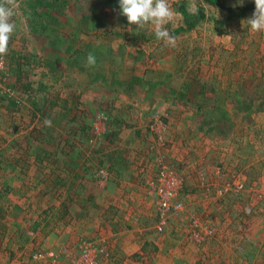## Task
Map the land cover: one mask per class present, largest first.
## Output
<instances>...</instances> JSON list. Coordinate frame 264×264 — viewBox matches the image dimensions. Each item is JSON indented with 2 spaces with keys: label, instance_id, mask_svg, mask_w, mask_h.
Listing matches in <instances>:
<instances>
[{
  "label": "rangeland",
  "instance_id": "374dc122",
  "mask_svg": "<svg viewBox=\"0 0 264 264\" xmlns=\"http://www.w3.org/2000/svg\"><path fill=\"white\" fill-rule=\"evenodd\" d=\"M71 1H76L77 11L68 13L74 17L94 12L109 22L92 41L101 49L111 48L95 66L84 63L83 74L76 65L65 66L52 51L50 38L31 35L20 10L13 17L16 30L8 54L0 63V95L17 101L14 114L0 101V188L4 182L13 184L6 200L0 198L5 211L0 217V264H264V32L253 33L246 24L254 11L234 15L229 29H218L225 11L196 0L205 19L174 36V47L158 41L151 25L138 30L148 40L132 45L124 32L136 33V26L129 31L127 22L113 20L120 13L118 0ZM225 1L238 13L241 0ZM169 3L178 13L166 25L170 33L181 20L178 6L189 9L190 0ZM64 27L59 29L68 37ZM88 40L78 36L72 43L77 48ZM132 49L142 53L136 61L129 57ZM24 55L31 63L19 70L27 73L13 71ZM141 58L145 64L135 66ZM113 69L121 80H129L132 73L144 79L152 74V80L163 83L153 89L136 83L124 90L112 80ZM197 80L206 82L208 102L198 107L200 95L184 103L175 98L184 82L200 90L193 83ZM14 82L15 89L10 86ZM22 83L30 84L36 98H54L57 104L79 96L81 108L88 110L94 136L89 149L83 144L78 148L89 164L104 172L70 200L67 188L77 190L76 181L67 179L56 196L43 191L44 184L35 178V160H24L13 144L16 139L24 142L29 129L41 123L29 113L31 93ZM216 96L229 120L226 125L224 119L219 122L224 132L214 121L221 117L213 112ZM111 118L124 121L117 125L119 138L107 144ZM13 127L18 132L10 134ZM94 146L96 153L91 151ZM121 159L122 172H117L111 162ZM120 183L131 188L121 192ZM48 204L51 219L33 229ZM62 204L68 207L64 216L59 212ZM132 222L135 226L129 227ZM130 230L137 235L122 253L117 243Z\"/></svg>",
  "mask_w": 264,
  "mask_h": 264
},
{
  "label": "trees",
  "instance_id": "16d2710c",
  "mask_svg": "<svg viewBox=\"0 0 264 264\" xmlns=\"http://www.w3.org/2000/svg\"><path fill=\"white\" fill-rule=\"evenodd\" d=\"M203 1L207 5L217 7L222 11H225L226 15L224 20L217 21L219 25H222L220 27H217L218 29H229L230 18L234 17V15H237L238 17L244 16L243 14L247 10L254 11L255 9L253 0H249L244 4H239L238 6L240 10L238 11V13H235V8L228 4L225 0ZM18 2L20 4L19 10L26 18L31 35H34L35 37L50 38L49 44L52 46V51L56 50V52L60 54L56 58L64 60L65 66H68V63H70V66L68 67L76 65V68H78L79 71L83 74L85 72L83 64L85 63L86 57L89 53L95 55L97 64L100 60V56L103 53H107L105 52V50L111 49L109 46L105 50L101 49L102 45L101 47L99 45H97L98 47H96L92 42L95 40L94 38L97 31L99 29L105 28L109 22L104 21L100 17H97L94 12H91V14L87 15L76 13V16L74 17L71 13H68V11L71 9H73L75 12L77 11L75 8L76 1L18 0ZM178 11L181 14V20L177 27L170 30V34L173 37L179 34L190 32V30L193 29L197 24H199L201 20L205 19V14L202 7H198V11L192 12L186 7L185 4H181L178 6ZM116 14L118 15V18H116L117 15L116 17H114V23H116V20L118 19L120 23L127 22V19L119 12H117ZM60 26H65L63 32H67L68 37L62 35V29H59ZM104 33H106V31ZM128 33L129 32H124V35L126 37H129L126 39L132 41V45H135L134 43H136L137 41L148 40V38L142 31H138L136 33L130 32L129 34L131 35H127ZM78 36H80L81 38L83 36L86 38L88 37L89 40L80 47L75 48L72 40L76 39V37ZM105 38L106 37H103V39ZM82 46L83 48L81 49ZM140 54L142 53L138 50H133L131 53H129V57H132L133 60L136 61V56ZM19 59L22 60V63L19 61ZM145 61L146 60L144 58H141L138 62H136L135 66L144 65ZM29 63H31V59H29V57H26L25 55L19 56L17 69L15 68L13 69V71H16L17 73H27V69L23 72V68L19 70V66L22 64L29 65ZM47 63L50 62H48L47 60ZM135 66H131L133 71L136 70ZM146 71L147 69H145V73ZM112 76V80L115 83L117 82L121 86H124V90L128 89L127 87H130L136 83L142 84L143 87L145 85V89H153L155 87H158L159 84L163 83L158 82V80H152L151 78H154V75L152 76V74L144 79L142 75L138 76L136 73H132L130 75V78H128L129 80L125 81L118 79L116 71L113 69ZM102 79L105 80L104 75L102 76ZM193 83H195L198 87L200 86V90L197 89L196 86L184 82L179 87L175 98L183 100L184 103L188 101L189 98L200 95L201 102L199 100L200 103L198 104V107H201L204 103L208 102L203 92L206 89L207 84L205 81L199 80ZM10 86L15 89L17 86V82L10 84ZM22 86L24 87V89H26V91L31 93V98L28 99L31 106V109L29 110L31 117H35L36 115H38V120L41 123L39 125H33L31 129H29L27 135L24 136V142H19L16 139V143L14 142L13 144L18 145V151L21 153V156L22 158H24V160L29 159L30 156H32L35 160V178L38 182L44 184L43 191H51V193L56 196L58 195L60 186L68 184L67 179L76 181L77 190H75L72 185H69L70 187L67 188L70 200L77 191H80L78 188H85L88 185L92 184L96 179L95 175H98L99 172L96 166L93 167L91 164H89V158H86L82 150L78 148L79 144H83L85 146L84 149H89L90 145L87 144L89 141H92L94 136V131L87 121L88 110H86L85 108L83 109V107L81 108V103L79 102V100H77L79 99V96H76L75 100H73L71 103L68 99L65 98L63 99V102L61 104H57L55 102L58 101L54 100V98L51 100H48L44 97L36 98V95L34 96L36 91L30 92L31 87L29 83H22ZM208 86L212 87L209 84ZM46 88L47 87L45 85L40 84L41 90H46ZM236 96H239V94L236 93ZM218 100H220L218 96L214 97L215 102L213 106H215V108L213 112H216L221 116L216 117V120H214L217 124L216 127L219 128L220 120L224 119L225 125V122L229 120L227 117V112L221 109V105H219ZM0 101L2 102V105H4V102L8 103V111H11L12 114L16 112L17 101L14 98L4 100V97L0 95ZM249 101L251 102L252 99H249ZM55 105H59L60 107L55 110ZM113 119L115 120H112V118L110 119L112 123L108 124V132L104 136L106 138L105 141L108 142L107 144H111L116 138H119L121 127H117V125L121 124L124 121L120 118ZM207 119L209 121V118ZM45 120L51 121V125L46 126ZM212 120L210 119V122H212ZM17 128L18 127H13V131L10 134L18 132ZM225 130L226 129L221 126L219 131L224 132ZM92 149L94 150L91 151L96 153L97 150L95 146ZM123 161L124 159H121L120 161H113L111 162L113 165H111V167L116 169V171H121L120 167L117 166V164L119 165L120 162ZM64 173L67 178L64 177ZM12 189V183L4 182V184L0 188V198L6 200L5 195L7 193H11ZM70 189L74 190L71 192ZM25 194V192L22 193V195ZM60 207L61 208L59 212L61 213V216H64L68 212V207L65 204H62ZM50 209V204H48L46 208H42V211H40L38 214L39 218L35 220L32 226L33 229L38 228L39 222L41 220L46 221L48 218L51 219L52 212H50ZM4 214L5 211L0 209V217H3Z\"/></svg>",
  "mask_w": 264,
  "mask_h": 264
},
{
  "label": "clouds",
  "instance_id": "9594fccd",
  "mask_svg": "<svg viewBox=\"0 0 264 264\" xmlns=\"http://www.w3.org/2000/svg\"><path fill=\"white\" fill-rule=\"evenodd\" d=\"M118 3L120 14L127 19L129 31L133 25L136 26V31L143 29L146 25H151L158 41H163L166 46L176 45L175 37L166 28V25L178 15L172 9L169 0H118ZM253 3L255 9L246 24L253 33L264 32V0H253ZM19 8L18 0H0V58L8 54L9 41L16 30L13 17ZM189 10L198 11L196 0H190ZM95 64V55L89 53L85 65L93 67ZM45 125L50 126L51 121L45 120Z\"/></svg>",
  "mask_w": 264,
  "mask_h": 264
},
{
  "label": "crops",
  "instance_id": "0c3cea01",
  "mask_svg": "<svg viewBox=\"0 0 264 264\" xmlns=\"http://www.w3.org/2000/svg\"><path fill=\"white\" fill-rule=\"evenodd\" d=\"M121 163H124L123 162H120V164L118 166L120 167H123L121 165ZM117 172H122V171H117ZM120 174H118L119 176ZM116 185H119L120 188H117L119 191L121 190V192H124L125 189H128L129 187L131 188V186H129L128 184L126 183H120V184H116ZM123 194V193H122ZM135 225H133V222H132V225H130L129 227H134ZM123 234L125 233V231L123 230L122 231ZM139 234L141 233L140 231L138 232ZM137 235V233H135L133 230H130L129 232H127L124 236L121 235V240L117 243L119 248H121V251L122 253H126L127 249H129V247L131 246V242L133 240V238ZM128 237V239H127ZM132 237V238H130ZM147 243V242H145ZM147 244H150L152 245L151 243H147Z\"/></svg>",
  "mask_w": 264,
  "mask_h": 264
},
{
  "label": "built area",
  "instance_id": "2783aa9c",
  "mask_svg": "<svg viewBox=\"0 0 264 264\" xmlns=\"http://www.w3.org/2000/svg\"><path fill=\"white\" fill-rule=\"evenodd\" d=\"M0 63L2 64L3 63V61H2V58H0ZM2 82H1V80H0V84H1ZM1 86V85H0ZM8 91V90H7ZM103 170L101 169V170H99V172H98V176L101 178V177H103ZM165 172V166H162V170H161V173L163 174ZM160 173V174H161ZM235 187H236V184H235ZM237 188H238V186H237ZM226 189V188H225ZM162 206H166V203L165 202H163V204H162ZM158 229H161V227H158ZM100 252H101V254H103L104 253V249L103 248H101L100 249Z\"/></svg>",
  "mask_w": 264,
  "mask_h": 264
}]
</instances>
